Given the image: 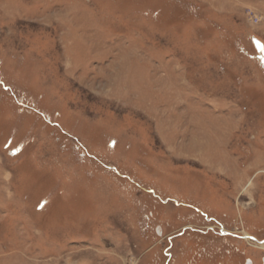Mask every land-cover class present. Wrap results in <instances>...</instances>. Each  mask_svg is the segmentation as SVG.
I'll use <instances>...</instances> for the list:
<instances>
[{
	"label": "rangeland",
	"instance_id": "obj_1",
	"mask_svg": "<svg viewBox=\"0 0 264 264\" xmlns=\"http://www.w3.org/2000/svg\"><path fill=\"white\" fill-rule=\"evenodd\" d=\"M264 0H0V264H263Z\"/></svg>",
	"mask_w": 264,
	"mask_h": 264
},
{
	"label": "water",
	"instance_id": "obj_2",
	"mask_svg": "<svg viewBox=\"0 0 264 264\" xmlns=\"http://www.w3.org/2000/svg\"><path fill=\"white\" fill-rule=\"evenodd\" d=\"M245 264H251L250 260H247Z\"/></svg>",
	"mask_w": 264,
	"mask_h": 264
},
{
	"label": "snow or ice",
	"instance_id": "obj_3",
	"mask_svg": "<svg viewBox=\"0 0 264 264\" xmlns=\"http://www.w3.org/2000/svg\"><path fill=\"white\" fill-rule=\"evenodd\" d=\"M261 51H264V46L261 47Z\"/></svg>",
	"mask_w": 264,
	"mask_h": 264
},
{
	"label": "bare ground",
	"instance_id": "obj_4",
	"mask_svg": "<svg viewBox=\"0 0 264 264\" xmlns=\"http://www.w3.org/2000/svg\"><path fill=\"white\" fill-rule=\"evenodd\" d=\"M251 262V261H250ZM263 264H264V260H263Z\"/></svg>",
	"mask_w": 264,
	"mask_h": 264
}]
</instances>
